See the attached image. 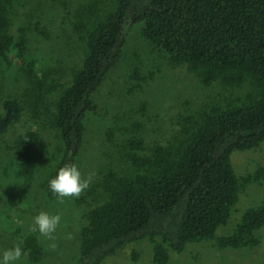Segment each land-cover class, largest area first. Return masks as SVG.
I'll return each instance as SVG.
<instances>
[{
  "label": "trees",
  "instance_id": "16d2710c",
  "mask_svg": "<svg viewBox=\"0 0 264 264\" xmlns=\"http://www.w3.org/2000/svg\"><path fill=\"white\" fill-rule=\"evenodd\" d=\"M16 4L0 0V64L18 62L33 78L32 88L3 99L0 139L23 113L38 117L52 92V83L38 77L31 50V33L45 30L31 18L13 30L10 14ZM137 27L146 42L175 64L186 65L204 84L217 81L247 91L233 98L211 97L199 110L179 114L176 131L163 140L146 142L142 121L125 129L128 136L118 154L108 153L104 169L89 176L79 197H72L80 207L81 226L70 264H101L127 244L147 239L153 242L155 264H168L171 253L183 252L190 243L210 241L220 249L260 246L264 198L245 208L231 231L220 235L218 230L230 221L248 183L264 185V165L239 175L231 161L235 151L264 142V0H114L106 13L76 21L84 54L66 85L56 84L52 124L59 147L42 166L35 150L39 133L19 134L11 197L28 199L38 177L44 181L45 203L58 201L49 181L66 164L80 170L87 124L98 108L96 92ZM18 244L32 262L47 256L49 245L36 233Z\"/></svg>",
  "mask_w": 264,
  "mask_h": 264
},
{
  "label": "rangeland",
  "instance_id": "374dc122",
  "mask_svg": "<svg viewBox=\"0 0 264 264\" xmlns=\"http://www.w3.org/2000/svg\"><path fill=\"white\" fill-rule=\"evenodd\" d=\"M16 2L10 14L15 22L13 30L30 18L39 20L45 30L42 33L39 27L31 33V50L38 59V77L52 83V92L48 93L46 106L38 117L23 113L0 139V253L18 242L24 243L28 234L36 233L49 245L47 256L35 263L24 252V257L17 264H70L78 246L80 207L72 197H65L63 203L58 200L46 204L44 189L41 188L44 181L38 177H35L28 199H13L11 193L16 183L14 160L17 162L14 146L19 134L27 130L36 131L40 139L35 146L39 165L47 166L53 160L60 144L52 124L54 100L58 93L56 84L66 85L78 59L84 54V45L74 30V23L86 14L106 13L114 0ZM92 6V10H87ZM17 65L18 62L11 66L0 64V111L3 99L21 95L25 90L29 92L32 88L33 78H29ZM246 91L244 87L238 90L226 88L217 81L211 85L204 84L186 65L175 64L146 42L140 27L135 28L120 61L96 92L98 108L87 124L80 165L82 177L98 176L100 169H104L106 155L118 154L117 148L128 136L127 128L138 121L145 124L140 134L146 142L156 138L163 140L176 131L173 129L176 126L174 120L179 114L199 110L211 97L233 98L244 96ZM231 161L237 174L252 172L257 166L264 165V142L256 148L235 151ZM263 198L264 185L248 183L240 193L237 210L230 221L219 228L218 234L231 231L240 213ZM42 211L61 217L56 231L50 236L41 235L34 223V217ZM260 235V246L252 249H220L210 241L190 243L183 252L171 253L168 264H263L264 230ZM152 248L153 242L149 239L133 242L118 249L101 264H155Z\"/></svg>",
  "mask_w": 264,
  "mask_h": 264
},
{
  "label": "clouds",
  "instance_id": "9594fccd",
  "mask_svg": "<svg viewBox=\"0 0 264 264\" xmlns=\"http://www.w3.org/2000/svg\"><path fill=\"white\" fill-rule=\"evenodd\" d=\"M89 182L90 177L84 179L79 167L73 163L61 167L55 178L49 181V187L59 202L63 203L65 197H79L82 191L88 187ZM60 219L59 215H49L42 211L34 217V223L41 235L50 236L56 231ZM24 255V250L19 244L13 245L0 253V264H17Z\"/></svg>",
  "mask_w": 264,
  "mask_h": 264
}]
</instances>
